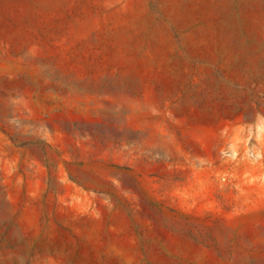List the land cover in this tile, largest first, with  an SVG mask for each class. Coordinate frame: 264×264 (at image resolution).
I'll return each instance as SVG.
<instances>
[{"label": "rangeland", "instance_id": "rangeland-1", "mask_svg": "<svg viewBox=\"0 0 264 264\" xmlns=\"http://www.w3.org/2000/svg\"><path fill=\"white\" fill-rule=\"evenodd\" d=\"M0 264H264V11L0 0Z\"/></svg>", "mask_w": 264, "mask_h": 264}, {"label": "crops", "instance_id": "crops-1", "mask_svg": "<svg viewBox=\"0 0 264 264\" xmlns=\"http://www.w3.org/2000/svg\"><path fill=\"white\" fill-rule=\"evenodd\" d=\"M224 4V0H213ZM234 3L237 10L242 11H264V0H228V4ZM252 16V14H251Z\"/></svg>", "mask_w": 264, "mask_h": 264}]
</instances>
